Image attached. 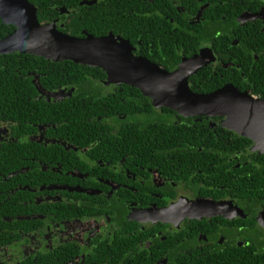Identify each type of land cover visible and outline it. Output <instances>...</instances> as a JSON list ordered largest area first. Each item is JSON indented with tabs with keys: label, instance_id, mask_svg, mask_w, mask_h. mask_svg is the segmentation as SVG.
<instances>
[{
	"label": "trees",
	"instance_id": "trees-1",
	"mask_svg": "<svg viewBox=\"0 0 264 264\" xmlns=\"http://www.w3.org/2000/svg\"><path fill=\"white\" fill-rule=\"evenodd\" d=\"M29 1L37 7L41 24L59 18L64 24L60 31L79 38L85 37L84 31L95 37L113 33L130 42L135 49L134 55H142L167 71H174L182 58L194 54L201 43L210 44L219 61L233 62L240 68L221 73L212 72V67L203 68L190 77L191 90L198 94H210L230 83L242 92L247 91L251 96L264 99V54H259L258 59L254 56L255 52L262 53L264 49V37L259 35L262 22H238L243 13L259 10L264 0ZM177 5L185 13L179 11ZM205 5L208 6L204 8ZM62 8L71 13L63 15ZM202 8L201 17L195 22L194 18ZM12 32L13 29L4 26L0 20V39ZM34 76H38L49 89L76 86L81 92L59 105L62 106L59 114L69 117L68 128L74 131L75 143L85 147L96 144L99 147L96 152L102 157L110 156L115 161L122 158L121 149L132 150L138 157L128 162L130 166H151V169L158 166L172 180L179 182L186 178L188 186L197 196L213 200L233 198L240 205L244 204V209L250 213L259 208L255 204L264 205V154L250 156L248 147L251 141L225 128L222 118L185 117L167 108L156 110L140 90L128 85H120L113 94L93 92L92 85L101 84L106 79L107 75L102 69L82 66L69 60L54 62L18 53L0 56V81L7 85L11 82L17 84L0 87V105L8 107L0 108V116L7 114L23 124L33 121L37 107L41 104H37L33 110L15 99L28 96L24 90H30L32 98L37 95L35 87L21 84L34 80ZM113 114V123L125 130L127 135L112 134L113 127L106 121V116L111 117ZM120 116L128 118L121 119ZM18 144H0V174L29 164L26 160L31 157L32 150ZM139 148L145 155L138 151ZM182 149L184 153L179 152ZM178 152L180 156L173 158ZM152 154L156 157H151ZM117 156V159H113ZM261 160L259 168L257 164ZM37 165L33 172L38 176L36 180L39 183H48L55 176L59 177L52 168L43 172ZM17 178L15 176L12 180ZM3 188L1 185L0 190ZM15 203L14 214L31 212L23 203L18 204L17 200ZM166 204L163 200L159 206ZM72 213L74 215V211ZM240 223L243 225L246 222ZM247 224H251L249 231H254V244L220 246L203 261L192 264H264V231L256 232L253 229L256 227L254 219ZM17 225L20 228L14 230L10 224H6L5 231H0V246H7L12 240H21L23 235L20 229L27 233L30 228L27 220L17 221ZM197 225L205 226L207 223H193L191 230L194 234L204 229ZM208 228L205 227V231ZM159 229L167 230V227L161 225ZM150 234L144 233L143 239L146 240ZM246 235L248 239L249 234ZM168 240H172V237H168ZM52 255L41 256L39 264H55Z\"/></svg>",
	"mask_w": 264,
	"mask_h": 264
},
{
	"label": "flooded vegetation",
	"instance_id": "flooded-vegetation-1",
	"mask_svg": "<svg viewBox=\"0 0 264 264\" xmlns=\"http://www.w3.org/2000/svg\"><path fill=\"white\" fill-rule=\"evenodd\" d=\"M172 3L177 2L172 1ZM207 6L205 5L204 8ZM176 8L185 13L181 6L177 5ZM204 8L195 16V22L199 21ZM61 11L67 16L71 13L66 8H62ZM244 15H255L257 18L240 22L239 20ZM241 16L238 22L242 24L250 21L252 23L262 22V32L259 35L264 37V3L259 6V10L245 12ZM0 20L2 21L1 18ZM52 22L57 23L59 30L64 28L59 18ZM2 24L11 27L13 32L2 37L0 41L10 37L17 29L15 25L3 23V21ZM84 34L86 36L88 33L84 31ZM110 34L113 33L104 36ZM203 49H211L214 53V59L207 58L208 65L204 68L212 67V72L216 73L231 68H240V65L233 62L219 61L211 45L205 43L198 45L194 54L185 55L181 62L184 59L198 56ZM261 51L262 53L255 52L256 59L260 57L259 54H264V49ZM7 55L10 54H0V56ZM106 80L107 76L101 84L92 85L93 92L115 93L120 85H106ZM21 84H30L35 87L37 95L32 98L31 91L24 90L28 96L17 98L15 101L33 110L36 109L37 104L41 105L37 107L38 115L32 118L33 121L25 124L7 114L0 116V144L19 143L32 150L31 157L26 160L28 165L7 174H0V184L4 186L0 190V215L3 218L0 220V231H5L6 224H10L16 230L20 228L17 221L26 220L30 223V228L27 233H23V229H20L23 235L21 240H12L7 246H0V264H39L41 256H47L49 253L54 255L55 264H192L203 261L207 255L219 249L220 246L236 245L239 247L254 244V231H249L251 224H247L251 219H254L256 223V227L253 228L256 232L264 231L259 222L260 215L264 213V205L255 204L259 208H255L250 213L244 209V204L240 205L233 198L223 197L220 200H213L197 196L188 186L186 178L179 182L172 180L165 176L158 166L152 169L151 166H130L128 162L133 157H138L132 150L121 149L122 158L115 161L110 156L102 157L96 152L99 148L96 144L85 147L75 143L74 131L68 128L69 117L59 114L62 110V106L59 105L81 94L76 86L49 89L41 83L38 76H34V80L30 82H21ZM5 85L9 87L8 85L17 84L11 82L7 85L0 81V87ZM32 102L36 105L33 106ZM150 103L152 105L151 100ZM5 107L7 106L0 105V108L5 109ZM15 108L17 109L18 106L15 105ZM106 117V121L113 127L112 134L127 135L125 130L113 123L114 114ZM120 118L127 119L128 117L120 116ZM219 118L223 119L222 125L224 126L225 117ZM230 131L251 141L248 147L251 152L250 156L251 154L257 156L264 154V145L260 146L254 140ZM138 151L145 155L141 148ZM179 152L184 153V150ZM179 152L173 158H178ZM151 157L154 158L156 155L152 154ZM117 158L118 156L113 159ZM262 161L257 164L259 168ZM31 162L34 163L30 166ZM36 164L43 172H48L52 168V171L59 177L54 175V180L39 183L36 180L38 176L33 172ZM25 175L26 179H24ZM15 176L19 178L13 181ZM145 199H149V202ZM16 200L18 204L23 203L27 206L26 209L31 212L22 215L14 214ZM163 200L167 204L159 206ZM180 200L187 201L186 206L189 209L183 213L172 211L169 217H173L174 220L182 216L177 222L155 220L157 212L167 210ZM199 201L200 203H197ZM206 202H234L237 209L231 212L235 213V216L212 215L214 214L213 209L210 213L200 206L201 203ZM239 210L242 216L236 212ZM241 221L246 223L241 225ZM195 222L207 223L205 226L197 225L204 228L199 234H194L191 230ZM161 225L166 226L167 230H160ZM205 227L210 228L205 231ZM144 233L152 234L144 240ZM246 234H249L248 239ZM168 237H172V240H168ZM160 243L165 245H160Z\"/></svg>",
	"mask_w": 264,
	"mask_h": 264
},
{
	"label": "water",
	"instance_id": "water-1",
	"mask_svg": "<svg viewBox=\"0 0 264 264\" xmlns=\"http://www.w3.org/2000/svg\"><path fill=\"white\" fill-rule=\"evenodd\" d=\"M0 18L17 28L10 37L0 41V54L19 52L54 62L69 60L100 68L107 75L106 85L127 84L137 88L156 109L167 108L185 117H225L224 126L229 130L264 145V99H256L232 84L210 94L191 90L190 77L208 65L207 58L214 59L211 49H203L198 56L184 59L175 71H167L145 57L135 56L134 47L120 36L86 34L79 38L61 32L56 22L41 24L37 7L29 0H0ZM255 18V15H244L239 21ZM187 203L180 200L167 210L157 212L155 220L177 222L182 216L177 220L169 216L173 210L185 212L189 209ZM201 204L210 213L213 209L212 215L226 217L235 216L231 210L237 209L234 202ZM236 212L242 216L240 210ZM259 222L264 228V213Z\"/></svg>",
	"mask_w": 264,
	"mask_h": 264
}]
</instances>
